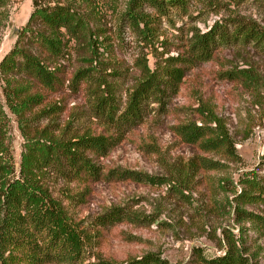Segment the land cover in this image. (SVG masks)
I'll use <instances>...</instances> for the list:
<instances>
[{
	"label": "rangeland",
	"instance_id": "obj_1",
	"mask_svg": "<svg viewBox=\"0 0 264 264\" xmlns=\"http://www.w3.org/2000/svg\"><path fill=\"white\" fill-rule=\"evenodd\" d=\"M92 1V41L63 37V55L49 60L52 69L59 68L63 84L44 91V103L35 107V115L29 113L28 134L43 140L87 133L118 136L106 156L96 157L103 171L128 169L159 179L153 184L107 178L72 183L51 169L40 173L73 219L90 230L108 208L121 206L136 213L134 221L97 227L84 263L157 253L169 264H205L226 254L231 232L247 264H264V233L236 213L240 208L264 216V202L241 196L249 191L242 184L248 173L264 178V50L252 45L220 49L214 59L187 72L165 107L147 104L143 121L123 134L93 114V90L99 84L103 91L97 92L112 89L123 111L145 68L178 56L193 30L205 31L227 19L248 20L264 29V0H187L186 13L173 9L161 17L145 9L132 18L127 14L129 0ZM76 3L83 5L81 0ZM32 11L33 0H10L9 9L0 13V62ZM247 69L252 79L223 76L226 70ZM80 70L89 79L72 84ZM192 123L223 129L237 157L225 147L205 150L184 142L177 128ZM6 124L8 161L12 177H19L26 137L9 111Z\"/></svg>",
	"mask_w": 264,
	"mask_h": 264
},
{
	"label": "trees",
	"instance_id": "obj_2",
	"mask_svg": "<svg viewBox=\"0 0 264 264\" xmlns=\"http://www.w3.org/2000/svg\"><path fill=\"white\" fill-rule=\"evenodd\" d=\"M77 1L33 0V11L28 21L19 29L14 47L0 62L1 264H169L157 253L127 261L97 257L95 261L84 263L93 247L97 227L134 221L136 213L121 206L108 208L98 216L96 227L90 230L73 219L65 205L52 195L40 178L42 171L51 169L72 183L107 178L151 181L153 184L159 179L128 169L103 171L96 157L106 156L118 136L87 133L68 140L51 136L43 140L31 138L28 134L29 113L35 115V107L44 103V91L58 90L63 84L62 77L58 75L59 68L52 69L49 63L52 58L63 55V37L70 35L92 41L90 16L94 3L81 0L83 5L79 8ZM9 5L10 0H0V13L7 11ZM145 9L165 17L173 9L186 13L188 7L187 0H129L127 14L132 18L142 15ZM191 33L181 45L178 56L168 57L165 63L154 68H145L143 77L129 92L123 111L112 89L97 92L102 90L99 84L98 89L93 90L94 116L104 119L116 134H123L143 121L147 104L157 103L160 108L165 107L170 96L179 90L187 72L200 62L214 59L220 49L252 45L264 50V29L248 20L216 21L205 31L196 29ZM235 73L241 75L235 76ZM223 76L227 79H252L248 69L226 70ZM89 77L87 71L80 70L73 77L72 84ZM6 109L17 118L26 137L19 177H12V165L8 161L10 147L4 133ZM177 133L188 144H198L205 150L225 147L230 155L237 157L233 142L221 128L192 123L178 126ZM4 157L6 159L2 161ZM242 184L249 191L244 190L241 196L264 202V178L248 173ZM82 194L77 192V196ZM236 213L242 216L240 219L248 220L264 233V216L240 208ZM227 243L225 255L206 259L204 263L247 264L235 234L228 233Z\"/></svg>",
	"mask_w": 264,
	"mask_h": 264
}]
</instances>
